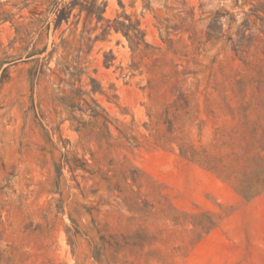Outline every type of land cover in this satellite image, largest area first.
<instances>
[{
  "label": "rangeland",
  "instance_id": "rangeland-1",
  "mask_svg": "<svg viewBox=\"0 0 264 264\" xmlns=\"http://www.w3.org/2000/svg\"><path fill=\"white\" fill-rule=\"evenodd\" d=\"M51 1L0 0V264H264V190L235 189L264 172V0H98L103 21L75 7L56 29ZM125 15L146 45L103 34ZM37 40L56 49L36 73ZM205 210L222 219L195 242Z\"/></svg>",
  "mask_w": 264,
  "mask_h": 264
},
{
  "label": "trees",
  "instance_id": "trees-1",
  "mask_svg": "<svg viewBox=\"0 0 264 264\" xmlns=\"http://www.w3.org/2000/svg\"><path fill=\"white\" fill-rule=\"evenodd\" d=\"M51 6V12L54 14V20L53 25L54 28H58L62 21L68 22V19L70 15L72 14V10L77 7L78 14H81L82 12L86 13V18L91 16H96L98 21H103L104 18L102 16V13L104 11L105 3L101 2L98 3V0H68L66 3H60L57 0H52L50 3ZM76 16V15H75ZM125 19L128 21L125 22L123 20H118L115 18L114 20H105V25L103 26V34L110 33L111 30L115 32H121L123 33L134 46L139 47L140 44H145L144 42V32L140 30L139 28V22L138 21H132L129 16L125 15ZM38 41H35L32 45V49L28 51L27 56L31 57L35 61L34 66V72L42 71L44 68V60L45 56H42L47 51V44L43 46L41 49L38 48L37 44ZM63 43L66 41L62 40ZM53 47L50 51H47L48 55L52 54L54 50L56 49V45L52 44ZM59 66V72L67 75L70 78H74L75 76H78L80 74V70L77 69V67H73L75 71H71V67L68 64L64 63H58ZM71 85L73 83H70ZM94 90V88L92 89ZM86 92L82 91L81 89H73L70 91V95L64 98L63 104L70 108L71 111L78 106L75 104V100H78L81 98L83 94ZM87 94V93H86ZM91 101L94 103V100L91 99ZM86 104V110L89 111V115L95 120V122H100L101 126L106 127V116L105 112L102 109H98L97 105L92 106L90 105L86 100L84 101ZM73 118V116H71ZM89 123L80 122L77 121L76 129L79 131L86 130L87 125ZM126 139L130 142L129 139H135L134 137H129ZM182 154L184 156L190 157L191 160L197 161L199 164L207 168L208 170L214 171V172H220L223 174L224 171H227V166L225 163L222 162L221 158H218L212 154H209L206 150L197 151L194 149H182ZM256 155H253L250 157V161L255 162ZM77 167H81L83 169L85 168V162H81V164H75L74 167L71 169L74 170ZM231 173H234V171L229 172L228 176L225 175L227 178L231 175ZM255 177L256 180H253ZM235 189L238 192V194L243 197L244 199L248 200L250 198H253L254 196L258 195L260 192L264 190V172H257L254 171L253 175H251L248 178H245L244 180L240 181L238 180L237 185H235ZM188 214L186 212H179L176 210V216L171 215L170 219L173 222H176V225H182V220L185 219V217ZM192 220L190 221L193 225V232L195 233V242L200 240L204 235L208 234L211 230H213L215 227L218 226L220 223L222 217L220 215H217L214 212H211L210 210H205L203 212H200L196 215H189Z\"/></svg>",
  "mask_w": 264,
  "mask_h": 264
}]
</instances>
